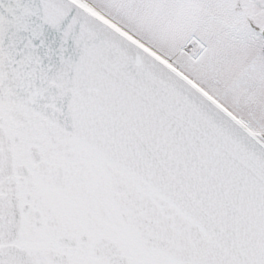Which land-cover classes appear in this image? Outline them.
<instances>
[{"label": "snow or ice", "instance_id": "snow-or-ice-1", "mask_svg": "<svg viewBox=\"0 0 264 264\" xmlns=\"http://www.w3.org/2000/svg\"><path fill=\"white\" fill-rule=\"evenodd\" d=\"M0 264H264V0H0Z\"/></svg>", "mask_w": 264, "mask_h": 264}]
</instances>
